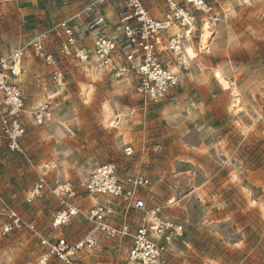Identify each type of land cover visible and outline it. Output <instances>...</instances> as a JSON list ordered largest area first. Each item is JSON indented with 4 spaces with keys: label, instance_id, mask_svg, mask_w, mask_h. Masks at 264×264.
Segmentation results:
<instances>
[{
    "label": "rangeland",
    "instance_id": "374dc122",
    "mask_svg": "<svg viewBox=\"0 0 264 264\" xmlns=\"http://www.w3.org/2000/svg\"><path fill=\"white\" fill-rule=\"evenodd\" d=\"M37 2L0 0V52L62 18ZM217 9L213 32L198 31L185 44L181 85L145 108L131 82L61 61L57 85L48 66L27 56L19 76L27 111L50 100L54 114L41 126L24 115L29 162L2 151L0 219L13 209L46 236L78 238L92 228L81 215L51 229L54 199L25 196L38 171L81 189L96 165L112 162L121 173L147 176L145 200L184 227L160 264H264V0H218ZM95 236L85 264H128L124 241ZM44 251L22 232L0 236V264H34Z\"/></svg>",
    "mask_w": 264,
    "mask_h": 264
},
{
    "label": "built area",
    "instance_id": "2783aa9c",
    "mask_svg": "<svg viewBox=\"0 0 264 264\" xmlns=\"http://www.w3.org/2000/svg\"><path fill=\"white\" fill-rule=\"evenodd\" d=\"M103 5L117 9L114 22L98 12ZM217 8L218 0H89L82 10L39 31L25 44L0 52V156L5 149L29 162L21 147L26 129L24 115L30 113L37 126L53 118L50 100L27 111L19 85L27 56L48 66L57 85L63 78L58 68L61 61L131 82L145 108L160 103L180 86V75L189 59L183 55L185 44L198 31L213 32L219 21ZM122 151L125 155L133 153L131 146H124ZM148 186L147 176L121 173L112 162L96 165L81 189L69 179L51 181L45 172L38 171L25 201L30 203L45 194L54 199L50 228L67 226L79 215L92 228L75 240L63 235L51 238L34 222L7 209L0 222V236L22 232L37 241L45 251L34 264L50 260L83 264L82 253L96 244L95 232L124 241L128 264L163 263L174 243L182 238L184 227L163 216L161 206L145 200ZM98 197L103 201L83 208V200Z\"/></svg>",
    "mask_w": 264,
    "mask_h": 264
},
{
    "label": "crops",
    "instance_id": "0c3cea01",
    "mask_svg": "<svg viewBox=\"0 0 264 264\" xmlns=\"http://www.w3.org/2000/svg\"><path fill=\"white\" fill-rule=\"evenodd\" d=\"M38 2L36 3V5H40L41 7V10H45V8H47V5L50 6V8H52V15L56 16L57 18L58 17H62L60 19H63V18H66V17H69V16H72L73 14L79 12L80 10H82V8L84 7V5L89 1V0H69L67 3L65 4H62V1L61 0H50L49 2H46L47 0H37ZM57 6H60V7H57ZM23 9V8H22ZM24 10H27V9H24ZM98 12H100L102 15H104L106 17V20L108 22H114L115 18H116V14H117V9L111 5H103L101 6L99 9H98ZM39 13H43V11L39 12ZM58 19V20H60ZM58 20H56L55 22H57ZM84 18H81V21H83ZM53 22V23H55ZM51 23V24H53ZM50 24V25H51ZM49 25V26H50ZM35 35V34H34ZM33 35V36H34ZM33 36H31L30 38L27 39L30 40ZM27 41H24L22 44H20L19 46L25 44ZM10 51V50H9ZM9 51H5V52H9ZM2 52V51H1ZM4 52V51H3ZM23 69H24V65H23V68H22V72H23ZM183 78V74L180 75V85H181V80ZM124 82V81H123ZM127 83V82H126ZM42 103V102H41ZM31 188V187H30ZM29 188V189H30ZM29 191V190H28ZM91 200H94L95 202V198H89ZM92 202V203H94ZM83 205L84 207H89L90 205H86L85 203V200H83ZM0 214H2V212H0ZM53 215V214H52ZM76 219V218H75ZM1 220V219H0ZM3 220V219H2ZM1 220V221H2ZM51 220V219H50ZM0 221V222H1ZM86 232V231H85ZM83 232V234L85 233ZM82 234V235H83ZM45 235V234H44ZM79 236L78 238L82 237ZM50 237V236H48ZM54 237H57V236H54ZM53 238V237H51ZM78 238H70L69 240H75V239H78ZM32 239V238H31ZM35 241V240H34ZM37 242V241H36ZM38 243V242H37ZM127 251V250H126ZM85 252V251H84ZM83 252V253H84ZM82 253V255H83ZM127 253V252H126ZM127 256V255H126ZM81 261L83 264L84 263V259L82 258L81 256Z\"/></svg>",
    "mask_w": 264,
    "mask_h": 264
},
{
    "label": "bare ground",
    "instance_id": "6f19581e",
    "mask_svg": "<svg viewBox=\"0 0 264 264\" xmlns=\"http://www.w3.org/2000/svg\"><path fill=\"white\" fill-rule=\"evenodd\" d=\"M185 49V48H184ZM184 52V51H183ZM183 55H184V57L185 58H188L184 53H183ZM221 83H222V85L225 87V88H227L225 85H227V83L224 81V80H221Z\"/></svg>",
    "mask_w": 264,
    "mask_h": 264
},
{
    "label": "snow or ice",
    "instance_id": "6c2138e0",
    "mask_svg": "<svg viewBox=\"0 0 264 264\" xmlns=\"http://www.w3.org/2000/svg\"><path fill=\"white\" fill-rule=\"evenodd\" d=\"M246 2H247V0H246ZM188 52H189V55H194V53L192 52L191 49H189ZM216 75L219 76L220 74L217 73ZM225 86L227 87V85H225ZM57 222L59 223V221H57Z\"/></svg>",
    "mask_w": 264,
    "mask_h": 264
}]
</instances>
